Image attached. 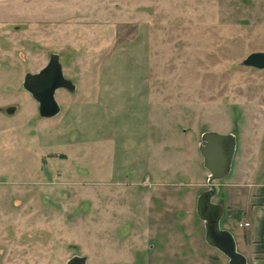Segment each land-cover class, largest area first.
<instances>
[{
	"label": "rangeland",
	"instance_id": "374dc122",
	"mask_svg": "<svg viewBox=\"0 0 264 264\" xmlns=\"http://www.w3.org/2000/svg\"><path fill=\"white\" fill-rule=\"evenodd\" d=\"M258 51L264 0H0L2 255L228 264L197 214L210 188L200 143L207 131L236 135L214 201L243 205L233 185L262 118L264 70L242 62ZM52 53L77 88L59 89L61 112L44 118L23 83ZM239 220L226 214L221 228L252 264Z\"/></svg>",
	"mask_w": 264,
	"mask_h": 264
},
{
	"label": "water",
	"instance_id": "95a60500",
	"mask_svg": "<svg viewBox=\"0 0 264 264\" xmlns=\"http://www.w3.org/2000/svg\"><path fill=\"white\" fill-rule=\"evenodd\" d=\"M242 64L264 70V51L251 53ZM23 86L39 103V112L44 118L55 117L61 112V106L56 99L59 89L74 92L77 88L76 84L64 75L61 58L57 53L51 54L48 64L39 72L27 73ZM7 112L13 114L16 108L8 109ZM237 145V137L233 133L221 134L215 131L203 133L200 153L204 167L209 172L210 188L204 190L199 197L197 214L205 224V240L229 259L228 264H249L248 258L238 251L233 233L221 228L225 216L223 204L213 202L221 191L217 182L225 179L232 170ZM67 264H88V258L74 255Z\"/></svg>",
	"mask_w": 264,
	"mask_h": 264
},
{
	"label": "crops",
	"instance_id": "0c3cea01",
	"mask_svg": "<svg viewBox=\"0 0 264 264\" xmlns=\"http://www.w3.org/2000/svg\"><path fill=\"white\" fill-rule=\"evenodd\" d=\"M261 108L262 118L254 126L255 134H249V138L243 141V157L249 162L248 167L241 171L240 182L233 185L245 191L243 205L238 204L229 210L224 208L225 216L227 214L230 219L240 217L239 223L250 224L244 235V246L252 264H264V104ZM11 248H22L19 251H24V245H13ZM10 251L0 247V264L19 262L18 259L11 260L8 254L1 253Z\"/></svg>",
	"mask_w": 264,
	"mask_h": 264
},
{
	"label": "built area",
	"instance_id": "2783aa9c",
	"mask_svg": "<svg viewBox=\"0 0 264 264\" xmlns=\"http://www.w3.org/2000/svg\"><path fill=\"white\" fill-rule=\"evenodd\" d=\"M249 225H250L249 223L241 224V226H245V227H247V226H249Z\"/></svg>",
	"mask_w": 264,
	"mask_h": 264
}]
</instances>
